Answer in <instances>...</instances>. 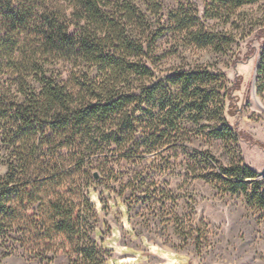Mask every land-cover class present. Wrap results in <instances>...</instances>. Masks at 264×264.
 I'll list each match as a JSON object with an SVG mask.
<instances>
[{"label": "rangeland", "instance_id": "1", "mask_svg": "<svg viewBox=\"0 0 264 264\" xmlns=\"http://www.w3.org/2000/svg\"><path fill=\"white\" fill-rule=\"evenodd\" d=\"M157 2L161 10L150 16L141 56L152 75L133 84H144L147 95L158 82L161 90L128 104L134 137L126 146H106L102 156L91 152L85 161L83 176H90L95 188L92 235L108 264H264V209L249 204L243 193L228 191L216 177L221 168L237 165L264 176V146L257 143L264 144V81L257 72L264 0L236 9L222 0ZM14 30L15 62L0 64V82L17 93V75L11 74L27 52L21 42L27 34L33 41L37 30L23 32L18 25ZM204 35L211 39H200ZM48 62V74L70 85L73 78L84 82L97 74L86 63ZM198 69L217 74L205 82L204 94L210 96L205 110L183 101L175 102L180 105L173 113L169 104L162 110L159 98L168 103L180 92L168 77ZM31 84L40 91L38 81ZM228 86L224 113L218 94ZM5 156L0 132V176L7 171ZM74 249L67 240L66 251L39 255L23 247L12 253L0 248V264H85Z\"/></svg>", "mask_w": 264, "mask_h": 264}, {"label": "trees", "instance_id": "2", "mask_svg": "<svg viewBox=\"0 0 264 264\" xmlns=\"http://www.w3.org/2000/svg\"><path fill=\"white\" fill-rule=\"evenodd\" d=\"M157 1L0 0V64L15 62L17 50L11 42L16 25L23 32L37 30L33 41L27 34L21 42L27 52H22L23 62L11 74L17 75V93L0 82V132L7 163L0 176V248L8 253L20 247L38 255L66 251L67 240L85 264H108L92 235L95 188L92 178L83 176L85 161L91 152L100 157V149L126 146L134 137V116L127 106L147 95L144 84L133 82L152 75L141 56L144 37L152 28L150 16L161 10ZM222 1L236 9L258 0ZM50 59L86 63L97 74L84 82L73 78L70 85L48 74ZM257 72L263 82L264 45ZM216 78L214 72L199 69L168 77L180 92L171 94L168 103L160 94L162 110L169 104L173 113L180 105L175 102L183 101L203 112L210 99L204 94L205 82ZM33 80L40 83V91ZM160 85L148 87L147 97L155 96ZM225 89L218 94L224 113L231 87ZM205 159L216 161L210 155ZM216 177L228 191L243 193L249 204L264 209V176L256 170L237 165L221 168Z\"/></svg>", "mask_w": 264, "mask_h": 264}]
</instances>
